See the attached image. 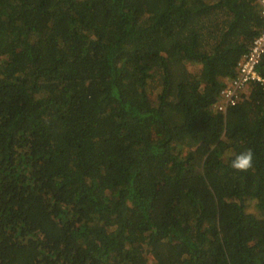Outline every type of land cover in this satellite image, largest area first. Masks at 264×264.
Listing matches in <instances>:
<instances>
[{"label":"trees","instance_id":"obj_1","mask_svg":"<svg viewBox=\"0 0 264 264\" xmlns=\"http://www.w3.org/2000/svg\"><path fill=\"white\" fill-rule=\"evenodd\" d=\"M263 27L255 0H0V264H264V82L217 107Z\"/></svg>","mask_w":264,"mask_h":264},{"label":"built area","instance_id":"obj_2","mask_svg":"<svg viewBox=\"0 0 264 264\" xmlns=\"http://www.w3.org/2000/svg\"><path fill=\"white\" fill-rule=\"evenodd\" d=\"M261 14L264 16V0H256ZM264 59V27L260 34L253 40L248 52L238 63V75L221 91L220 100L217 103L219 110H225L227 105H236L242 100V95L247 93L251 82H264V78L258 71L259 65Z\"/></svg>","mask_w":264,"mask_h":264},{"label":"clouds","instance_id":"obj_3","mask_svg":"<svg viewBox=\"0 0 264 264\" xmlns=\"http://www.w3.org/2000/svg\"><path fill=\"white\" fill-rule=\"evenodd\" d=\"M255 153L249 148L245 151L238 153L231 160V167L238 172H247L254 167Z\"/></svg>","mask_w":264,"mask_h":264},{"label":"rangeland","instance_id":"obj_4","mask_svg":"<svg viewBox=\"0 0 264 264\" xmlns=\"http://www.w3.org/2000/svg\"><path fill=\"white\" fill-rule=\"evenodd\" d=\"M255 2H257V1L255 0ZM194 65H195V66H194ZM201 66H202V65H201L200 63L193 64V67H196V68H195L196 70H199ZM220 98H221V97H220ZM255 203H256L255 201L252 202L251 209H253V208L255 207Z\"/></svg>","mask_w":264,"mask_h":264}]
</instances>
